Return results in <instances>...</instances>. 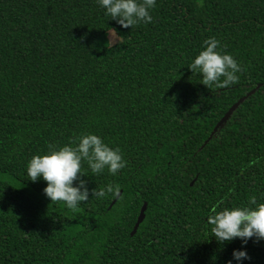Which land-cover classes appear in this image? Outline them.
Wrapping results in <instances>:
<instances>
[{"label":"trees","instance_id":"obj_1","mask_svg":"<svg viewBox=\"0 0 264 264\" xmlns=\"http://www.w3.org/2000/svg\"><path fill=\"white\" fill-rule=\"evenodd\" d=\"M151 15L131 29L96 0H0V264H226L241 247L205 221L264 202V0H156ZM210 37L242 65L236 84L208 89L187 68ZM83 133L127 163L113 176L82 161L90 190L117 193L70 210L26 163ZM246 249L264 264V241Z\"/></svg>","mask_w":264,"mask_h":264},{"label":"clouds","instance_id":"obj_2","mask_svg":"<svg viewBox=\"0 0 264 264\" xmlns=\"http://www.w3.org/2000/svg\"><path fill=\"white\" fill-rule=\"evenodd\" d=\"M104 15L115 20L122 28H133L152 22L151 10L156 0H96ZM113 43H119V34L112 29L109 33ZM187 68L192 75L201 78V84L208 89L234 85L243 71L233 55L223 50L220 42L210 37L203 42L201 50L190 60ZM82 161L86 162L93 174L107 170L113 176L125 168L119 148L111 147L94 133H83L70 143L62 146L49 145L43 154H34L26 163V175L31 182L43 180V193L52 203L63 202L70 210L89 201V196L103 198L106 194H116L114 185L89 189L82 171ZM212 237L221 245L239 239L241 247L233 249L226 264H244L250 261L246 245L264 241V202L251 198L245 206L213 207L206 217Z\"/></svg>","mask_w":264,"mask_h":264},{"label":"water","instance_id":"obj_3","mask_svg":"<svg viewBox=\"0 0 264 264\" xmlns=\"http://www.w3.org/2000/svg\"><path fill=\"white\" fill-rule=\"evenodd\" d=\"M259 86L256 87V89L258 88ZM255 89V90H256ZM255 90H252L250 93H248L245 97L239 99L233 106H231V108L225 113V115L222 117V119L216 124V126L214 127L212 133H211V136L209 137V139L217 132H219L220 129H222L226 122L228 121V119L230 118V116L232 115V113L237 109V107L247 98L249 97L251 94H253L255 92ZM208 141V140H207ZM206 141V142H207ZM120 195V192L119 194L117 195V197ZM116 197V198H117ZM145 209H146V204L144 203L143 206L141 207L140 209V212H139V216L136 220V223L133 227V230L131 232V234L135 233L138 225L142 222L143 218H144V212H145Z\"/></svg>","mask_w":264,"mask_h":264},{"label":"rangeland","instance_id":"obj_4","mask_svg":"<svg viewBox=\"0 0 264 264\" xmlns=\"http://www.w3.org/2000/svg\"><path fill=\"white\" fill-rule=\"evenodd\" d=\"M112 32V31H111ZM111 32H109V33H111ZM107 34V40H108V43L110 44V45H112V41L110 40L111 39V36H110V34ZM113 44H115V43H113Z\"/></svg>","mask_w":264,"mask_h":264}]
</instances>
